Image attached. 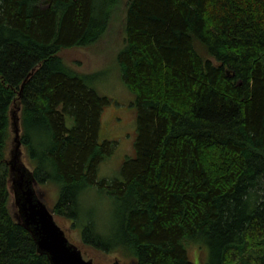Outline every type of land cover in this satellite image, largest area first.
<instances>
[{"label":"trees","instance_id":"trees-1","mask_svg":"<svg viewBox=\"0 0 264 264\" xmlns=\"http://www.w3.org/2000/svg\"><path fill=\"white\" fill-rule=\"evenodd\" d=\"M100 45L134 97V154L115 178L99 177L113 100L61 56ZM16 107L38 187L57 188L48 207L84 247L134 264H264V0H0V264H50L10 207ZM90 192L117 206L107 234L81 217Z\"/></svg>","mask_w":264,"mask_h":264},{"label":"rangeland","instance_id":"rangeland-1","mask_svg":"<svg viewBox=\"0 0 264 264\" xmlns=\"http://www.w3.org/2000/svg\"><path fill=\"white\" fill-rule=\"evenodd\" d=\"M108 40V39H107ZM100 47V48H99ZM102 45L92 49H72L64 51L61 56L65 62L79 73L97 75V90L113 100L112 106L105 110L103 115L104 136L116 143L114 154L108 158L100 167V178H115L119 176L122 162L127 157L133 156V141L136 131V117L131 103L133 95L123 85L119 70L114 60V54L109 52L100 53ZM94 81V82H95ZM102 138V132H101ZM103 139V138H102ZM23 161L32 171L23 148ZM48 206L53 207L57 202L58 190L53 184L38 187ZM14 197L11 194L10 207H13ZM81 217L85 220L92 218L98 229L107 234L113 227L117 217V206L109 198L90 192L83 196L80 202ZM56 223L62 228L71 243L76 245L86 260H92L94 264H114L119 261L122 264H130L129 257L119 251L104 252L86 248L81 242V232L67 218L54 216ZM82 219V221H83ZM200 249L194 244L188 245L190 259L193 262L209 261V250Z\"/></svg>","mask_w":264,"mask_h":264},{"label":"water","instance_id":"water-1","mask_svg":"<svg viewBox=\"0 0 264 264\" xmlns=\"http://www.w3.org/2000/svg\"><path fill=\"white\" fill-rule=\"evenodd\" d=\"M32 75L33 72L30 76ZM26 81L21 87V92ZM19 113V107L10 112L12 141L7 161L10 191L14 197L13 207L17 211L15 217L33 236L38 252L46 255L50 264H94L92 260H86L81 250L70 242L38 193V183L33 172L23 161ZM114 264L122 263L117 261Z\"/></svg>","mask_w":264,"mask_h":264}]
</instances>
